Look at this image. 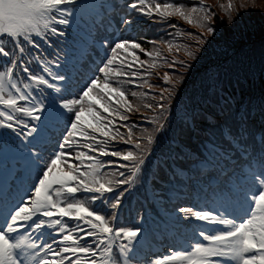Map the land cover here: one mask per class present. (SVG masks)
<instances>
[{"label": "snow or ice", "instance_id": "1", "mask_svg": "<svg viewBox=\"0 0 264 264\" xmlns=\"http://www.w3.org/2000/svg\"><path fill=\"white\" fill-rule=\"evenodd\" d=\"M75 3L0 0V57L4 58L0 62V129L11 130L20 140L14 151L24 162L23 171L13 179L0 177V264H127V253L141 232L120 224L118 209L127 191L121 186L138 178L152 137H145L147 144L142 145L134 136L136 125L127 122L134 111L139 113L140 105L128 99L121 84L147 85L149 91H131L130 95L155 112L152 119L158 123L172 91L165 87L158 95H150L155 85L146 79L152 75L147 69L157 67L158 58L173 74L178 72L177 65H187L184 60L169 62L159 47L148 51L135 38L123 39L110 48L98 68L102 84L98 83L101 76H93L77 93L70 76L52 70V64L59 67V57L43 60L30 51L41 47L36 38L51 47L49 36L64 35L57 25L70 23L73 10L68 5ZM128 7L154 23L179 17L206 28L209 34L216 31L211 24L215 12L203 0H195L191 7L184 0H130ZM220 7L228 16L223 24L228 28L238 24L240 12L232 16L235 0ZM239 7L248 11L247 0H240ZM133 23L134 19L124 20L126 26ZM196 42H202V34ZM147 43H165L169 53L173 49L167 40ZM176 51H180L178 45ZM138 52L149 59L140 61ZM129 56L139 61L143 71L132 70L136 65L128 61ZM41 61L42 72L52 81L64 82L62 86L30 68L31 63ZM21 72L26 75L21 77ZM163 83L173 85L168 72ZM46 89L53 92L46 93ZM93 91L96 98L90 96ZM149 98L155 103L147 102ZM84 113L91 121L82 119ZM118 121L125 123L117 126ZM51 139H57L54 153L46 147ZM120 143L135 150H121ZM57 168L63 175L55 174ZM179 211L183 219L202 224L152 264H264V164L250 170L240 185L226 186L212 203L197 202ZM125 240L126 244L118 243Z\"/></svg>", "mask_w": 264, "mask_h": 264}, {"label": "rangeland", "instance_id": "2", "mask_svg": "<svg viewBox=\"0 0 264 264\" xmlns=\"http://www.w3.org/2000/svg\"><path fill=\"white\" fill-rule=\"evenodd\" d=\"M80 1L81 0H77V2ZM77 2L75 4H77ZM81 2L82 4L80 3L78 6L73 8L68 6L73 10V15L69 17L70 23H73L82 31L76 32L77 34L75 33V35H77V37L80 39L75 38L73 31L75 32L76 30L71 27L72 31H65L66 35H68V39H66L64 35L49 36L52 45L49 47L48 44L44 43V41L36 38L37 43L41 45L40 49H30V51H32L34 54L38 53L40 56H42L43 60L55 61L57 60V57L60 56L58 59L59 67H57L56 64H52L50 66L52 67L53 71L57 70L55 72H59L61 74H65L67 71L71 73L69 66L72 65L70 60H73V57L75 58L81 54V58H78L81 60V62H85L86 59L90 60L93 64L88 66V69L82 73L81 77L78 78V82H73V90L77 93L79 92V89L88 83L90 78L93 76H101V81H98V83L102 84L103 78L102 74L98 72V68L102 66V63L106 55L109 53L110 48L114 46L116 42L123 39L135 38L148 51H152L154 47H159L162 55L166 57L169 62L173 59L184 60L187 65L186 67H179V65H177L178 72L173 74V69L169 68L167 63H164L163 60H159L158 58V66L153 69H147L152 73V75L146 77V79H148L150 84L155 85V87L151 90L150 95H158L161 89L165 87L170 88L172 91L171 98L166 101V111L163 113V118L159 119L158 123L153 122L152 118L157 114L149 109L144 108L143 103L138 101L137 104L140 105V112L137 113L134 111L131 114V119L127 122L129 124L131 122H137L138 126H144L145 131L142 132H145L152 137V143L148 145V151L145 155V164L142 166V170L138 174V178L135 179L134 183L121 186V189L127 188V191L124 193V196L121 199V205L118 209L119 222L123 224L129 223L132 225H137L141 230L138 239L133 241V245L127 253V259L133 255L138 256L144 246L151 244L153 242L152 239H156L160 233L156 226H160L162 228L161 233L163 234V242L161 238H158L157 241H159L158 243L161 242L163 245L160 246V248L157 247V249H154L152 246L149 253L151 254L152 251H155V254L157 255L156 257H162L169 253L170 246L173 245L177 240L182 239L185 234L191 233L192 229L197 224H202V222H197L195 220L183 219V214L179 211L180 208L191 207L197 202L201 203L202 205L205 203H212L219 194V190H223L226 186H231L233 184L240 185L244 180L247 179L249 171L252 170L245 166H243L241 169L236 168L237 170L235 171L232 170L234 169L233 167L221 169V171H219V175L217 176L224 179V182L221 183L223 188H219L220 184L218 178H216L214 181L212 178H209V180L205 179V181H203L204 179H200L201 171H209L204 169L205 165H207L206 156H208L209 150L205 149V147L202 146L200 142L205 140L209 141V134L212 132H220V125L224 124L225 126V123L224 120L222 121L219 119L220 117L212 118L210 117L211 115H208L209 120H212V123L218 122L217 126L203 124L198 121L197 117L199 116H193L191 113L193 111L194 101L196 100L195 108L203 100H210L215 104V106H219L220 100L218 96L219 92L217 90H209L210 97L208 98H206L207 96L204 97L201 92L206 87L210 89L208 84L212 82L211 77L216 74L218 78V87L220 82H222L227 69L210 65V59L205 57L206 51L204 53L200 52L202 50L201 46H203V42L198 44L196 42V37L200 36L201 34L202 39L207 37L206 35L209 33L207 32L206 28L189 25L179 17L169 18L167 23H154L151 20H148L146 17L140 16L139 13L131 10L128 7L130 0H82ZM184 2L189 7L194 6L195 4V0H184ZM259 2L262 6L264 5V0H260ZM227 3L228 0H203V4L205 6H210L212 11L215 12V16L211 21V24L216 28L215 34H212L214 39H217V36L223 37L224 33H226V25L223 24L222 21H226L228 17L227 13L220 7V5L223 4L226 6ZM235 3L236 7L232 11V16L236 17V13L239 11L243 26L245 25L247 28H252L254 26L252 23L253 20H250L251 24H246V21L244 23L243 18L247 17V15H243L244 13L240 11L239 0H235ZM115 12H118L123 17L119 23H116L115 21L114 23H111V37L104 36L101 40H95L93 37L90 38L89 33H92L90 27L92 26L93 21L90 15L96 17V20H98L97 14H103L107 16L114 14ZM247 18L249 20V17ZM126 19H134L136 23L126 26L124 24V20ZM172 24H175L178 27L176 29H172L168 26ZM242 24L238 22L237 25L242 27ZM63 26L65 27L64 29H66L68 24ZM57 27L63 31L61 25H57ZM169 32L172 33V36L167 35ZM189 32L192 33L191 36L187 35ZM181 33H183V35H181ZM262 34L260 33V35ZM209 36H211V34H209ZM74 38L76 39L75 42H77V45L83 51H93L95 56L92 54L85 55L82 53V51H79L78 53L70 52L73 51L72 45H74ZM64 39L70 42L69 46H64L61 44L62 41L67 43V41ZM142 39L144 40L142 41ZM149 40H167L169 43L173 44V47L178 45L181 52L179 51L177 53L175 48L174 52L169 53L167 44L159 43L158 45L154 46L147 43ZM251 40H256V37H252ZM92 42H94V44H92ZM252 45V42H250L247 46L250 48ZM64 47L69 50V52H67V56H61L62 52L61 55H59L60 52H57L56 50ZM74 47L79 50L77 46ZM187 50H191V56H189V52ZM126 55L127 53H121V56ZM138 55L140 61L149 59V57L145 56L144 53L138 52ZM208 56L210 57V54H208ZM3 59V57H0V62H2ZM128 61L136 65V67L132 70L143 71V69L138 68L139 61H133L130 56L128 57ZM29 66L34 72H39L40 74L45 75V77L49 79L50 82H58L52 81L51 77H48L46 73L42 72L43 61H41L39 65L33 62ZM60 69L64 70L65 72L60 71ZM165 72H168L170 75H172L174 86L163 83V76ZM20 75L21 77H24L26 74L21 72ZM181 77H183L182 80ZM184 80L186 81V84L183 83ZM189 80L194 81L191 83ZM59 82L62 83V81ZM128 85L131 87L132 91L138 90L139 88H142L144 90L143 92L149 91L147 85L144 87H133L130 84ZM52 91L53 90L51 89H46V93H52ZM104 91L107 92L108 90L104 89ZM190 91L193 93L192 98L190 97ZM94 92L95 91L90 93V96L93 98L96 97ZM112 101L114 104L119 103L115 96H112ZM148 101L155 103L150 98L147 100V102ZM45 102L47 103V101ZM131 102L134 103V100L131 99ZM82 119L85 121H91V116H89L88 113H84ZM123 123L125 122L118 121L117 126H121ZM174 125L175 127L172 129V126ZM133 128L135 129L137 127ZM2 130L5 132L6 138L4 136V143L2 142L0 144L1 148L6 151H10L8 154L9 157H15V159H17V156L11 152V149L17 148L20 145V140H17L13 137L14 133H12L13 135L10 133L8 134V129H0V132ZM9 131L11 130H8V132ZM121 131L125 132L126 129L121 127ZM56 135H58V133ZM135 137L140 138L142 145L147 144L145 137L140 135H135ZM56 144L57 139H51L46 145L49 153L52 152V150V153L56 152V150H54L57 148ZM117 147L124 151L132 149V145H125L123 143L118 144ZM177 151L179 153V157L173 160L172 158L176 157L175 152ZM104 159L107 160L109 157H104ZM192 160L195 162L193 163L194 168L197 171L199 168L201 169L199 175L192 174V167H190ZM9 161L7 160L8 165L10 164ZM18 161L21 162L19 158ZM18 161L15 160V162ZM181 165H185L186 167ZM60 169L61 168H57L54 170L56 175H63ZM5 176H7V174ZM176 178H179L178 180L180 182H178ZM187 178L195 182L192 183L194 187L197 186L200 188L199 197H196L195 195L190 197V193L195 192L196 189H193L192 186L187 187L186 185H182L181 180L185 181ZM164 179L170 180V183L164 181ZM184 187L186 188L185 192ZM210 187L215 189V191H208L211 189ZM206 193L208 194L206 195ZM152 198H154V200ZM149 217L152 218L149 219ZM124 242L125 241H123V243ZM118 243H120V241H118ZM114 251L117 252V258L120 259L118 250L114 249ZM135 256H133V258H136Z\"/></svg>", "mask_w": 264, "mask_h": 264}, {"label": "trees", "instance_id": "3", "mask_svg": "<svg viewBox=\"0 0 264 264\" xmlns=\"http://www.w3.org/2000/svg\"><path fill=\"white\" fill-rule=\"evenodd\" d=\"M259 1L247 0L248 11L246 12L239 7L240 11L244 13L243 15L249 17V20L247 17L243 18L244 23L246 21V24H251L250 17H253L252 23L254 26L252 28H247L245 25L239 27L237 24L231 28L226 26V33L223 37L217 36V39H214L212 34L211 36L207 34V37L202 39L203 46H201L202 50L200 52L204 53L206 51L205 57L210 59V65L225 68L227 71L218 87L216 74L211 77L212 82L208 84L210 89L206 87L201 92L204 97L207 96L206 98H208L210 97L209 90H217L219 92V106H215L210 100H203L195 108L196 100L191 113L193 116H199L197 118L201 123L216 126L218 123L210 122L208 115L212 116L214 113L215 116L221 117L231 139H224L221 132H212L208 138L210 148L206 141H202L200 144L211 153H216L215 149H217L219 155L212 154L214 156H220L224 159L230 154L231 157H235V163H229V158L226 160L232 167L247 165L253 170H258L264 164V34H262L264 33V5L262 6ZM117 16V13L112 14L115 22L119 23L121 20ZM110 35H112L111 25L106 16H103L101 22L95 25V37L101 40L104 36L111 37ZM254 36L256 40H251ZM249 41L253 44L250 48L247 46L250 43ZM175 48L173 47L171 53L174 52ZM187 51L191 53V50ZM208 54H210V57ZM85 67L87 66L85 65ZM183 83L186 84V81L184 80ZM122 87L128 92V99L130 101L131 99L134 100L133 104L140 101L130 95L132 90L128 84H122ZM134 91L143 92L144 90L139 88ZM94 94L96 95V92ZM190 97H193L191 91ZM133 123L137 127L133 128L134 136H148V134L142 132L145 131L144 126H138L137 122H131L130 124ZM174 127L175 125L172 126V129ZM258 134L261 141L257 144L256 137ZM175 154L176 159L179 157L178 151ZM193 163L194 161H192L190 167H192V174L196 175L198 171L194 168ZM181 166L186 167L185 165ZM201 176L203 177L204 174H201ZM164 181L170 183L168 179H164ZM178 182L180 181L178 180ZM181 183L183 186L187 184L191 186L192 182L181 180ZM184 189L186 188L184 187Z\"/></svg>", "mask_w": 264, "mask_h": 264}, {"label": "bare ground", "instance_id": "4", "mask_svg": "<svg viewBox=\"0 0 264 264\" xmlns=\"http://www.w3.org/2000/svg\"><path fill=\"white\" fill-rule=\"evenodd\" d=\"M23 165H24V162H23Z\"/></svg>", "mask_w": 264, "mask_h": 264}]
</instances>
